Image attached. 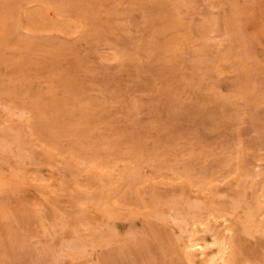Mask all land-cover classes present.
<instances>
[{
  "label": "rangeland",
  "instance_id": "obj_1",
  "mask_svg": "<svg viewBox=\"0 0 264 264\" xmlns=\"http://www.w3.org/2000/svg\"><path fill=\"white\" fill-rule=\"evenodd\" d=\"M206 262L264 264V0H0V264Z\"/></svg>",
  "mask_w": 264,
  "mask_h": 264
},
{
  "label": "bare ground",
  "instance_id": "obj_2",
  "mask_svg": "<svg viewBox=\"0 0 264 264\" xmlns=\"http://www.w3.org/2000/svg\"><path fill=\"white\" fill-rule=\"evenodd\" d=\"M33 3H34V2H33ZM42 4H43V3H42ZM47 7H48V6H47ZM51 12H52V11H51ZM52 13H53V12H52ZM54 17H56V16H54ZM58 17H59V16H58ZM56 18H57V17H56ZM18 30H19V29H18ZM258 34H259V33H258ZM262 35H263V34H262ZM261 40H262V39H261ZM203 48H204V47H203ZM39 80H40V79H39ZM42 81H43V80H42ZM53 87H54V86H53ZM98 171H99V170H98ZM237 205H238V204H237ZM155 210H156V209H155ZM194 210H195V209H194ZM187 211H188V210H187ZM196 211H197V210H196ZM190 212H191V210H190ZM201 212H203V211H201ZM224 212H225V211H224ZM153 213H154V212H153ZM206 213H207V212H206ZM211 213H212V212H211ZM149 214H150V212H149ZM154 214H155V213H154ZM227 214H228V212H227ZM198 215H199V214H198ZM147 216L150 217L151 215H147ZM159 216H160V215H159ZM156 217H157V216H156ZM160 217H161V216H160ZM184 217H186V216H184ZM186 218H187V217H186ZM193 218H194V217H193ZM152 219H153V218H152ZM158 219H159V218H158ZM158 219H157V221H158ZM160 219H161V218H160ZM199 219H200V218H199ZM252 219H253V217H252ZM252 219H251V220H252ZM162 220H163V219H162ZM172 220H173V219H172ZM235 220H236V219H235ZM238 220H239V219H238ZM245 223H246V222H245ZM257 231H258V230H257ZM223 232H224V231H223ZM107 243H108V242H107ZM202 243H203V242H202ZM209 243H210V242H209ZM209 243H208V244H209ZM203 244H204V243H203ZM212 244H213V242H212ZM219 244L222 245V242L219 243ZM219 244H218L219 247H217L218 249H216V250H217V251H216L217 253H218V251L220 250V247H221ZM209 245H210V244H209ZM192 246H193V245H192ZM190 247H191V246H190ZM195 247H196V246H195ZM205 247H206V246H205ZM207 247H208V246H207ZM221 248H222V247H221ZM193 249H194V248H193ZM204 249H205V248H204ZM201 251H202V250H201ZM201 251L198 250V252H200V256H202V255H201ZM220 251H221V250H220ZM221 252H222V251H221ZM224 252H225V251H223V253H224ZM217 253H216V254H217ZM216 254H215V256H217ZM224 255H225V254H224ZM82 256H83V255H82ZM220 256H221V254H220ZM220 256H219V258H220ZM222 256H223V255H222ZM81 258H82V257H81ZM212 259H213V257H211V260H212ZM80 260H81V259H80ZM211 260H210V261H211ZM213 260H214V259H213ZM213 260H212V261H213ZM208 261H209V260H208ZM201 263H202V262H201ZM207 263H209V262H206V264H207ZM211 263H213V262H211ZM211 263H210V264H211ZM215 263H216V262H215Z\"/></svg>",
  "mask_w": 264,
  "mask_h": 264
}]
</instances>
